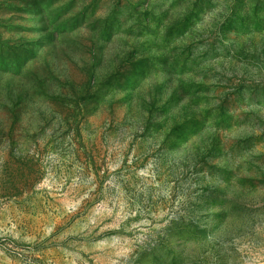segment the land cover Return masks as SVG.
<instances>
[{
    "label": "rangeland",
    "instance_id": "rangeland-1",
    "mask_svg": "<svg viewBox=\"0 0 264 264\" xmlns=\"http://www.w3.org/2000/svg\"><path fill=\"white\" fill-rule=\"evenodd\" d=\"M0 264H264V0H0Z\"/></svg>",
    "mask_w": 264,
    "mask_h": 264
}]
</instances>
